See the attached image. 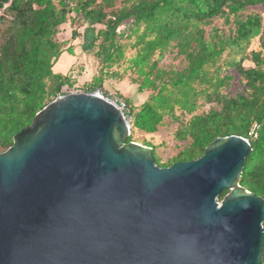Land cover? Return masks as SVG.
Here are the masks:
<instances>
[{
	"label": "water",
	"instance_id": "1",
	"mask_svg": "<svg viewBox=\"0 0 264 264\" xmlns=\"http://www.w3.org/2000/svg\"><path fill=\"white\" fill-rule=\"evenodd\" d=\"M129 135L101 88L59 89L0 152V264H262L247 138L162 167Z\"/></svg>",
	"mask_w": 264,
	"mask_h": 264
},
{
	"label": "trees",
	"instance_id": "2",
	"mask_svg": "<svg viewBox=\"0 0 264 264\" xmlns=\"http://www.w3.org/2000/svg\"><path fill=\"white\" fill-rule=\"evenodd\" d=\"M257 5L264 7V0H122L119 6L115 0H0V152L61 87L80 89L71 73L56 71L61 58L77 57L56 35L67 22L81 21L92 37L85 52L99 69L80 90L105 94V79L121 78L112 69L123 61L124 71L137 74L138 91H149L136 105L124 99L131 117L127 142L136 132L153 135L177 124L174 137L182 142L165 161L151 141H135L151 147L155 163L165 167L197 159L217 137L243 136L252 150L239 183L264 198V26L258 13L243 14ZM216 17L230 24L227 31L206 30ZM132 35L135 54L126 59L121 39ZM80 36L75 28L70 41ZM255 38L259 49L246 55ZM167 54L184 66H161ZM246 57L253 66L242 65ZM234 73L239 92H233Z\"/></svg>",
	"mask_w": 264,
	"mask_h": 264
},
{
	"label": "rangeland",
	"instance_id": "3",
	"mask_svg": "<svg viewBox=\"0 0 264 264\" xmlns=\"http://www.w3.org/2000/svg\"><path fill=\"white\" fill-rule=\"evenodd\" d=\"M116 5L119 6L122 3V0H115ZM251 12L258 13L263 22L264 26V7L257 5V6H250L247 7L246 10L243 11V14H248ZM74 14V13H73ZM218 26L221 29L228 30L230 24H227L222 17L214 18L213 22L206 26V30L209 31L212 26ZM99 27V25H95V27ZM127 25L124 24L121 28L126 29ZM77 29L81 36L77 39L70 41L71 32L73 29ZM56 39L58 41L66 42V46L72 44L74 47L75 53V61L72 62L68 72L70 74V79L73 81V84L76 85L78 88H85L86 84L91 80L92 76L98 72L99 69V62L98 59L92 54L85 52L86 49L90 48L91 46V34L87 31V24L81 23V21H75L73 23L67 22L66 24L61 26L59 33L56 35ZM135 41L134 35L127 38L124 37L121 39V42L125 45V56L126 59L130 58L135 54V49L131 47L132 42ZM259 49V40L258 38L253 39L248 48L246 49V55H250L252 50ZM96 50V49H95ZM73 57H71L72 59ZM161 66L165 67H174V68H182L184 66V61L179 56H174L173 54H167L160 62ZM242 65L245 67L253 66V62L246 57L242 61ZM127 66V62L121 61V66L117 68L116 66L113 67L112 70L118 71L122 76L114 77V78H107L103 83V93L104 96L109 97L110 99L114 100H122L124 103V99L128 98L133 104H139L147 97L149 91H138V83L133 82L132 79L136 78L137 74L133 73L131 70L124 71ZM56 71L58 68L56 67ZM235 74V82L233 87V92H239L243 88L242 83L239 81V76L237 73ZM61 91L66 90V86L60 88ZM126 105V104H125ZM208 108V106H206ZM177 124H171L169 127L162 129L160 132L155 133L153 135L148 134H140L136 132L132 136L133 141L141 142L143 139L147 141H151L156 147L157 152L162 156V159L165 161L168 157L172 156L176 153L178 146L181 144L182 141H178L174 137V130L176 129Z\"/></svg>",
	"mask_w": 264,
	"mask_h": 264
},
{
	"label": "crops",
	"instance_id": "4",
	"mask_svg": "<svg viewBox=\"0 0 264 264\" xmlns=\"http://www.w3.org/2000/svg\"><path fill=\"white\" fill-rule=\"evenodd\" d=\"M76 59V58H75ZM74 58L71 59L68 55L61 58L58 63L56 64V67L58 68V71L67 72L72 65V62L75 61ZM150 135V134H148Z\"/></svg>",
	"mask_w": 264,
	"mask_h": 264
},
{
	"label": "built area",
	"instance_id": "5",
	"mask_svg": "<svg viewBox=\"0 0 264 264\" xmlns=\"http://www.w3.org/2000/svg\"><path fill=\"white\" fill-rule=\"evenodd\" d=\"M80 91H82V90H80V89H66L65 91H61V90H60V93H61V94H65V93H69V92H80ZM63 92H65V93H63ZM116 103L119 105L120 109H121L123 112L126 113V114H125V116H126V120H127V122L129 123V125H130L131 117L128 115V109H127L125 103H124L122 100H116Z\"/></svg>",
	"mask_w": 264,
	"mask_h": 264
}]
</instances>
